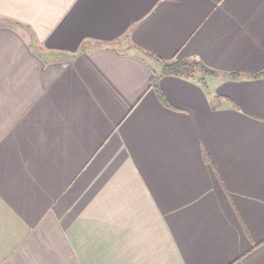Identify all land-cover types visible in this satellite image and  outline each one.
I'll return each mask as SVG.
<instances>
[{"label":"crops","instance_id":"obj_1","mask_svg":"<svg viewBox=\"0 0 264 264\" xmlns=\"http://www.w3.org/2000/svg\"><path fill=\"white\" fill-rule=\"evenodd\" d=\"M263 71L264 0H0V264H264Z\"/></svg>","mask_w":264,"mask_h":264},{"label":"trees","instance_id":"obj_2","mask_svg":"<svg viewBox=\"0 0 264 264\" xmlns=\"http://www.w3.org/2000/svg\"><path fill=\"white\" fill-rule=\"evenodd\" d=\"M157 61L160 62L161 64V69L159 74H153L150 82H149V88L154 91V93L157 95L159 102L165 106L169 107L166 99L164 98L162 92L159 89V80L162 78L164 75L165 76H175L183 79H195L197 77L194 76L195 72H198L199 75L202 77L205 76H215L217 73L209 68H206L202 64H199V62L196 61H187V60H179V59H172L171 61H164L160 58H157ZM230 77L232 79H237L238 76L237 74H230ZM264 77V71L250 77V79H258ZM203 79H197L199 83L202 84ZM213 103V102H212ZM204 160L207 161L206 154L204 153Z\"/></svg>","mask_w":264,"mask_h":264},{"label":"rangeland","instance_id":"obj_3","mask_svg":"<svg viewBox=\"0 0 264 264\" xmlns=\"http://www.w3.org/2000/svg\"><path fill=\"white\" fill-rule=\"evenodd\" d=\"M159 75H161V74H159ZM164 76H165V75H164ZM164 76H163V77H164ZM194 76L197 77L198 81H199L200 78L203 79V80H202L203 86H204V87L206 86L207 89H208V86H209V85H208V79H206V77H202L201 75H199L198 72H195Z\"/></svg>","mask_w":264,"mask_h":264}]
</instances>
